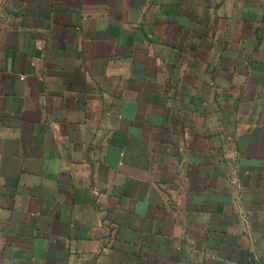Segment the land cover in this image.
<instances>
[{"label":"crops","instance_id":"0c3cea01","mask_svg":"<svg viewBox=\"0 0 264 264\" xmlns=\"http://www.w3.org/2000/svg\"><path fill=\"white\" fill-rule=\"evenodd\" d=\"M0 264H264V0H0Z\"/></svg>","mask_w":264,"mask_h":264}]
</instances>
